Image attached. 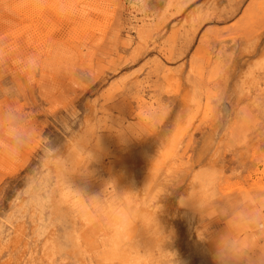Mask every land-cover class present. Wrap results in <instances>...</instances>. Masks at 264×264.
Listing matches in <instances>:
<instances>
[{"label": "rangeland", "instance_id": "rangeland-1", "mask_svg": "<svg viewBox=\"0 0 264 264\" xmlns=\"http://www.w3.org/2000/svg\"><path fill=\"white\" fill-rule=\"evenodd\" d=\"M0 264H264V0H0Z\"/></svg>", "mask_w": 264, "mask_h": 264}, {"label": "clouds", "instance_id": "clouds-1", "mask_svg": "<svg viewBox=\"0 0 264 264\" xmlns=\"http://www.w3.org/2000/svg\"><path fill=\"white\" fill-rule=\"evenodd\" d=\"M18 154H19V152L16 151V152L13 153V155H12L11 157H14V156H16V155H18Z\"/></svg>", "mask_w": 264, "mask_h": 264}]
</instances>
